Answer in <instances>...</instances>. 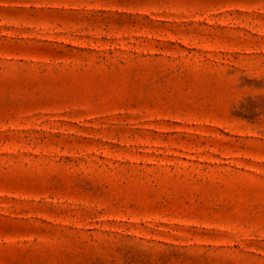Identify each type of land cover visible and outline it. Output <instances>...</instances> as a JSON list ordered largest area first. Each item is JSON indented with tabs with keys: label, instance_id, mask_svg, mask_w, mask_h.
Wrapping results in <instances>:
<instances>
[{
	"label": "rangeland",
	"instance_id": "374dc122",
	"mask_svg": "<svg viewBox=\"0 0 264 264\" xmlns=\"http://www.w3.org/2000/svg\"><path fill=\"white\" fill-rule=\"evenodd\" d=\"M0 264H264V0H0Z\"/></svg>",
	"mask_w": 264,
	"mask_h": 264
}]
</instances>
